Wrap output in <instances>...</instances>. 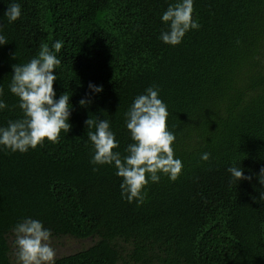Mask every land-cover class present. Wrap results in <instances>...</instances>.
<instances>
[{
    "label": "trees",
    "instance_id": "trees-1",
    "mask_svg": "<svg viewBox=\"0 0 264 264\" xmlns=\"http://www.w3.org/2000/svg\"><path fill=\"white\" fill-rule=\"evenodd\" d=\"M11 2L0 0L9 43L0 47L9 106L0 126L22 117L8 90L12 65L57 40L53 88L57 99L72 95L73 111L58 143L0 150V264H16L12 229L25 217L52 239L89 241L56 264H264V0H194L201 27L176 47L159 39L175 0H16L22 16L9 23ZM149 87L168 106L183 170L175 182L150 183L137 206L121 198L114 168L90 163L85 121L109 120L124 154L125 113ZM81 99L92 103L82 108ZM239 163L250 180L232 179L227 169Z\"/></svg>",
    "mask_w": 264,
    "mask_h": 264
},
{
    "label": "clouds",
    "instance_id": "clouds-1",
    "mask_svg": "<svg viewBox=\"0 0 264 264\" xmlns=\"http://www.w3.org/2000/svg\"><path fill=\"white\" fill-rule=\"evenodd\" d=\"M4 16L9 23L20 20L21 4L12 0ZM161 22L165 29L160 32L159 39L171 47L179 46L190 31H198L201 27L194 16V0L169 3L161 15ZM7 44L8 40L0 28V47ZM62 47L63 42L59 40L51 45V49L41 45L38 55L30 61L12 65L8 90L17 98L22 117L8 120L6 126H0V150L25 154L43 146L45 142L58 143L61 133L69 132L72 95L65 92L57 99L53 88L58 79L53 73L62 64L57 56ZM13 58L16 59V56ZM88 88L92 94L103 92L102 86L93 83H89ZM3 96V88H0V112L9 107ZM91 103V99L79 101L82 108H87ZM168 115V106L160 98L157 88L149 87L136 96L125 113V127L131 142L124 149V154L119 150L120 144L109 120L97 118L93 121L89 118L85 121L86 135L93 147L90 163L115 169V175L121 179V198L128 203L142 205L150 183L158 184L162 176L175 182L182 174L183 163L175 156L177 138L167 125ZM200 159L207 162L210 153H202ZM227 171L238 183L251 179L244 175L240 163L233 164ZM257 179L264 185V169ZM12 232L16 264H56L52 231L42 221L25 217L17 222Z\"/></svg>",
    "mask_w": 264,
    "mask_h": 264
},
{
    "label": "rangeland",
    "instance_id": "rangeland-1",
    "mask_svg": "<svg viewBox=\"0 0 264 264\" xmlns=\"http://www.w3.org/2000/svg\"><path fill=\"white\" fill-rule=\"evenodd\" d=\"M88 245L89 241L79 242L71 238L52 239V247L55 249L56 257L75 253Z\"/></svg>",
    "mask_w": 264,
    "mask_h": 264
}]
</instances>
